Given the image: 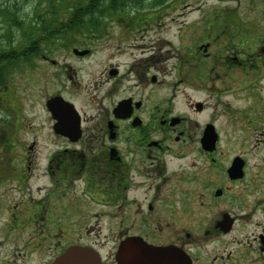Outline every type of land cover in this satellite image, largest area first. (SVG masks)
Masks as SVG:
<instances>
[{
  "label": "flooded vegetation",
  "instance_id": "af4514ba",
  "mask_svg": "<svg viewBox=\"0 0 264 264\" xmlns=\"http://www.w3.org/2000/svg\"><path fill=\"white\" fill-rule=\"evenodd\" d=\"M179 2L108 0L102 16L73 8L59 18V60L46 36L21 57L40 61L26 65L29 86L2 83L0 264H120L122 244L124 264H137L133 239L187 264H264V28L254 23L251 47L223 48L220 26L237 31L241 18L211 21L207 44L222 46L212 63L164 65L146 40ZM208 45L191 58L208 59ZM181 84L206 98L188 95L180 109ZM25 88L28 109L41 107L28 121ZM233 91L245 107L226 98Z\"/></svg>",
  "mask_w": 264,
  "mask_h": 264
},
{
  "label": "rangeland",
  "instance_id": "374dc122",
  "mask_svg": "<svg viewBox=\"0 0 264 264\" xmlns=\"http://www.w3.org/2000/svg\"><path fill=\"white\" fill-rule=\"evenodd\" d=\"M94 1L96 2V7L92 8L91 11L89 8L92 2L91 0H0V87H2V83L7 84L9 76H13L17 88H22L24 85L29 86V83H26L22 78L28 71L26 65L28 66L30 63L34 62L39 64L38 67L40 69V61L39 58L35 61H31L30 55L23 59L21 57L30 54L28 51L29 47H36L37 45L41 47L45 45V40L43 39H46V36H51V34L56 31L57 34L55 33L53 37L54 41L53 39H49L50 41H48L46 45L48 47L47 53L51 54L52 59L58 61L61 48L58 36L60 27L58 22L59 18L66 14H71L73 8H80L82 11L81 14L85 15H106V1L108 0ZM147 7L151 6L147 5ZM173 7L174 8L170 9V14H168L169 17L161 19V23L156 26L160 29H158L157 32L153 31L148 33V38L146 40L147 48H161L164 65L175 64L178 62L179 58H188V61H186L188 69L195 68L197 71V65L204 67L206 60H210L211 63L213 62L214 58L212 55L210 56L213 49L222 46L223 48L238 47L236 44L245 40H247V42L245 41V44H242L240 47H251L254 43L252 40V28L254 23H260L259 29L264 28V23L260 18L264 15V0H182V2L175 3ZM222 17H228L232 20L233 17L236 19L241 18L240 24L236 26L238 27L237 31L240 32L234 40L235 44L229 40V37L235 35V32H237L233 28L236 24L223 23L224 25L220 26L218 23L223 21ZM45 21L48 22L47 27H45V32H47V34L40 30L41 24ZM211 21H215L217 23L216 25L220 26V30L223 29L228 32L227 38L225 37L224 39L223 37L220 39V41L222 40L220 43L222 46L214 44L209 46L207 44L208 42L210 43V41L206 39V27ZM240 28H242V30H240ZM42 32L44 35H42ZM232 32H234V34H232ZM203 44L209 46H206V49L210 48L208 51V59L204 56V54H206L204 51L197 52L199 53L198 60L191 58V56H195V54H190L189 51L193 50L196 52L197 47ZM46 45L44 47H46ZM97 47L102 49V53L105 56L106 51L108 52L107 40H102L101 44ZM18 58L21 59L18 60ZM186 64L184 65L185 67ZM203 67H198V70ZM180 78H178V80ZM193 80V78H188L187 84L192 83ZM38 87H40V85ZM178 88L180 89L178 96L180 109L184 105V98L188 95L193 101L204 100L206 98V92L195 91L194 89L190 90L185 87V84L179 85ZM27 91L29 92L30 89L25 88V90H19L16 94H19L18 98L21 100L25 109V120L28 121V116L31 117L33 114L40 113L41 107L37 105L34 113H32L31 109H28V97L25 94ZM241 93L242 92L239 91L234 93L233 91L225 95L229 100L236 97L234 102L236 109L245 107L248 101ZM24 95L25 97H23ZM192 116V118L199 123L206 120V114L204 113L201 115L194 114ZM25 127H28L27 122ZM25 130H27V128Z\"/></svg>",
  "mask_w": 264,
  "mask_h": 264
},
{
  "label": "water",
  "instance_id": "95a60500",
  "mask_svg": "<svg viewBox=\"0 0 264 264\" xmlns=\"http://www.w3.org/2000/svg\"><path fill=\"white\" fill-rule=\"evenodd\" d=\"M133 241L138 243H134L137 249V252L134 254L137 264L142 262L147 264H187L185 254L175 248H152L141 244L139 239H133ZM83 255H85V253ZM117 258L120 264L125 263L124 244L119 248ZM68 259L69 257L66 256L58 260L56 264H63V261H67ZM95 264H97L96 261ZM98 264H100V260Z\"/></svg>",
  "mask_w": 264,
  "mask_h": 264
},
{
  "label": "trees",
  "instance_id": "16d2710c",
  "mask_svg": "<svg viewBox=\"0 0 264 264\" xmlns=\"http://www.w3.org/2000/svg\"><path fill=\"white\" fill-rule=\"evenodd\" d=\"M52 19H53V18H52ZM53 20H55V19H53ZM58 22H59V21H58ZM58 22H57V23H58ZM47 23H48V22L45 21L44 23L41 24V29L43 28L42 31H44V32L46 31L45 27H47ZM42 25H43V26H42ZM52 30H53V29H52ZM56 32H57V31H56ZM56 32H53V33L51 34V36H49L48 39H46V40H47V41H50L49 39H53V41H54V38H53V37L55 36V33H56ZM45 33H47V32H45ZM56 34H57V33H56ZM53 41H52V42H53ZM18 59H19V58H18Z\"/></svg>",
  "mask_w": 264,
  "mask_h": 264
}]
</instances>
